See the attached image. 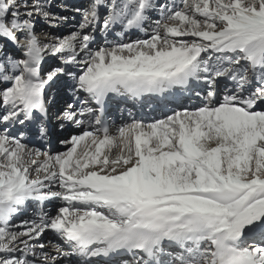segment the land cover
Returning a JSON list of instances; mask_svg holds the SVG:
<instances>
[{
    "label": "snow or ice",
    "instance_id": "1",
    "mask_svg": "<svg viewBox=\"0 0 264 264\" xmlns=\"http://www.w3.org/2000/svg\"><path fill=\"white\" fill-rule=\"evenodd\" d=\"M76 11V30L41 39L38 20L67 19L50 0H0V264H264V0H90ZM117 27L146 38L109 41ZM47 57L60 66L45 72ZM60 76L73 98L61 120L83 130L53 155L24 138L28 125L48 136L47 89ZM220 80L232 84L222 98ZM178 92L199 105L114 133L103 119L113 97L163 107ZM29 202L35 218L16 223ZM47 231L68 251L48 252Z\"/></svg>",
    "mask_w": 264,
    "mask_h": 264
},
{
    "label": "rangeland",
    "instance_id": "2",
    "mask_svg": "<svg viewBox=\"0 0 264 264\" xmlns=\"http://www.w3.org/2000/svg\"><path fill=\"white\" fill-rule=\"evenodd\" d=\"M50 3H51V11L54 15L65 16V17H67V19L61 21L56 27H50L48 25V23L45 22L43 19L38 20V22L36 23V32L38 35L41 36V39H43L44 33H49V34L54 35V36L63 37V36L70 34L72 31L76 30L79 26L80 21H81V14L79 12H77L76 9H86L90 3V0H50ZM101 12L103 14L104 10L101 9ZM157 17H158V12L157 13L154 12V14L150 17L149 23H148V25H146V27L151 25L152 21ZM118 31H120V29L119 30L117 29L116 33H118ZM97 36L99 37V39L96 41L95 44H93L94 48L98 44L104 43L103 35L100 33H97ZM124 37L125 38L117 39L115 32H112L109 35L108 39H109V41H112V40L121 41V39H122V40H126V42H130L132 40L146 38L144 33L140 32L138 30H134V31H131L129 33H126ZM126 37H127V39H126ZM127 40H129V41H127ZM15 54L19 55L18 52H16ZM205 58H207V57L205 56ZM47 61L50 63L52 62V65L50 67L54 68V67L60 66V60L58 57H47L45 63ZM51 69L52 68L47 69L46 72L50 71ZM71 70L72 71H79V69H71ZM55 81H58V83H60V84L63 81L65 82L63 90H61L62 87H59L58 84H56V85H57V87L61 88V89H59V93L64 91V93H62L60 96V98L63 99L60 106H65V108H66L67 103L72 102V99H73L70 95V94H72L71 88H70L71 81L67 76H60ZM227 82L224 83L223 87H226V85L229 83L231 84L230 81H227ZM228 86H231V85H228ZM224 94H225V92L219 91V95L221 98L223 97ZM69 99H71V100H69ZM65 108L62 107L63 110ZM178 110L182 111L184 109L182 107H180ZM61 113H62V111H61ZM171 113L172 112H170L169 114H171ZM125 123H128V122L124 121L123 119H118L114 122H110L109 124H110V127H115L114 129L111 128L113 133H114L116 128L120 127L121 125H123ZM59 127H62V126L60 125ZM67 127H68V129H67ZM62 128L63 129L66 128L65 135H63L62 137H59V138H55L53 140V143L48 145L47 147H43V146L37 147V146L31 145V144H27L25 141L24 142L29 147L39 148L41 151H47V152L52 153L53 155L56 153L64 152L67 150V147H66V144L64 143V141H70L72 136L80 134L83 130V127L80 125H77L75 123L66 122V123H64ZM44 145H45V143H44ZM62 203H63L62 201H58V200L46 202V204L44 205V208L46 211L51 210L52 214H55L56 208L58 206H60ZM33 205L27 206L22 211V213L16 217L15 222L19 223V221L22 219H33V218H35V216H36L35 213H37V212H36V210H34ZM51 235H54V237H51ZM40 242L44 243L46 245V249L50 253H55L57 246L61 245V241L58 239V237L52 231L45 232L43 234ZM61 258L62 257H58V264H64L62 261L60 262Z\"/></svg>",
    "mask_w": 264,
    "mask_h": 264
},
{
    "label": "bare ground",
    "instance_id": "3",
    "mask_svg": "<svg viewBox=\"0 0 264 264\" xmlns=\"http://www.w3.org/2000/svg\"><path fill=\"white\" fill-rule=\"evenodd\" d=\"M153 14L154 13H152V15ZM117 29L119 30V28L117 27L115 29V31H113V32H115L117 39L125 38L124 36L126 33L120 34V31H118V33H116ZM126 39H127V37H126ZM123 41L126 42V40L121 39V42H123ZM127 41H129V40H127ZM51 65H52V62L50 63L47 61L46 63H44L43 68H44L45 72L47 69L53 68V67H50ZM226 82H227L226 80H220L219 84H218V90H220L222 88L223 84ZM53 83H54L53 85L50 84V86L48 87L47 94H48L49 100L51 99V96H54L52 98L51 102L49 101L50 102V105H49L50 109H48V110H51L52 116H55L53 113L54 108L57 110V108L61 107L60 104H61L63 99H61L60 96L62 93H64V91L59 93V89H61L59 87H62L61 90H63L65 82L63 81L61 83L62 85L60 83H58V81H55ZM56 84H58L59 87H57ZM230 85L232 86V84H230ZM53 91H55L54 95H53ZM177 94L181 95L180 99L169 100L170 102L167 103V105L163 106V107L160 106L157 101H152V100L146 99L149 101V104L146 105V107L142 108V109H139L137 107H133V103L129 102V100H123L119 97H113L107 104V106L109 107L108 118H110V121H113V122L118 120V119H123L124 121L129 122L131 117H136L138 119H143L147 123V122H152L153 120H156V119H161V118H163L164 115L169 114L173 110L181 111V110H178L180 107H182L183 109L191 110V109L195 108L196 106H198L200 103L199 99L196 96L194 97V95H195L194 92H192V93H189V92L180 93V92H178ZM77 107H78V105H77ZM129 107H130V109H129ZM59 115H61V112ZM57 117H59V116H57ZM46 126L48 128V135H50V133L52 132V135L50 136L51 140H54L55 138H59V137H62L63 135H65L66 129L57 128V125L52 123V120L50 121L48 116L46 118ZM111 128L114 129L115 127H111ZM67 129H68V127H67ZM33 204L34 203L29 202V204L27 206H30ZM38 207L39 206L37 204L33 205V208H34V210H36V212L38 211ZM51 237H54V235H51ZM118 257L119 256H114L111 259V261H109V262L110 263L113 262L115 264H121V261L118 260ZM68 260H69V258L62 257L60 259V262L62 261L64 264H69L70 262ZM76 261L78 262L79 260H76ZM103 261L104 260H102V262ZM102 262H98V263L95 262V264H99Z\"/></svg>",
    "mask_w": 264,
    "mask_h": 264
}]
</instances>
